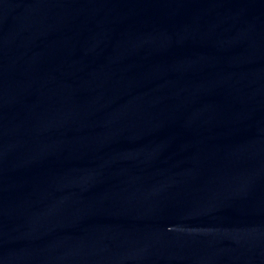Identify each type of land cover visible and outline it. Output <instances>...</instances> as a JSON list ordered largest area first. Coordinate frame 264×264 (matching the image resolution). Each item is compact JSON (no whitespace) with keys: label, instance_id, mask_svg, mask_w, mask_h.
<instances>
[{"label":"water","instance_id":"1","mask_svg":"<svg viewBox=\"0 0 264 264\" xmlns=\"http://www.w3.org/2000/svg\"><path fill=\"white\" fill-rule=\"evenodd\" d=\"M115 0H0V114Z\"/></svg>","mask_w":264,"mask_h":264}]
</instances>
